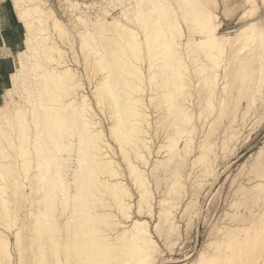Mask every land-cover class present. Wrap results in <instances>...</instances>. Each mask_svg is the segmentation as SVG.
Masks as SVG:
<instances>
[{"label":"bare ground","instance_id":"bare-ground-1","mask_svg":"<svg viewBox=\"0 0 264 264\" xmlns=\"http://www.w3.org/2000/svg\"><path fill=\"white\" fill-rule=\"evenodd\" d=\"M129 1L130 0L109 1L115 2L117 8L119 9L118 14L116 16H111V18H109V11L106 10L103 11V13L98 14L95 18V21L97 23L96 27L98 25L96 30L97 34L99 35L92 37L91 34L95 35L96 33L91 31L94 26H91L92 29L90 27V29L87 30V33L85 32V34L84 32L80 33L79 30V40L82 42L79 43L81 44V50L82 48L87 50L85 51L86 61L87 58H91L94 60L93 62L96 65L100 62L97 65H100V67L96 66L97 68L95 67L96 69H94L97 70L101 68L100 70H102V72L103 69L106 71H104L106 74L104 76L102 75L103 77H101L96 82V84L93 85L92 94L95 96L98 105L100 103L102 106V104H105V102L106 107L107 104L109 105V116L111 115L109 133L111 137L118 143L121 157L125 162L127 174L132 180L131 182L134 186L136 196H134L133 192L124 181V175L119 166L116 164L117 162L114 161V156L111 155L112 152L110 150V143L107 138L104 137V132L100 128L101 126L99 125V121L96 119L95 113L91 110L89 100L82 89L79 88L78 77L76 74H74L73 69L70 68V64H63L66 63L65 61L63 63L58 61L59 65L61 63L59 68H56L57 66L55 68H52L51 66L46 67L43 72L36 75L38 76L39 82H41L40 86L43 87L44 85V94L46 96L44 101L42 99L39 103L37 101L38 104H36L41 105L45 110L46 120L49 124V128L46 130L47 138L45 141H43V143L41 142V145H47L44 153H40V142L38 137L40 136L41 130L39 129V126H37V123H40L37 122L40 120L38 119V116L41 115V113H44V111H41L38 106L22 109V107H20V105L16 103V100L13 98L15 101L13 99L12 100L17 105H19L17 107L18 113L15 115V120L18 119V121H16L18 124L15 125V122L12 121L10 123V118H7V114L5 118L9 120L3 118L5 119V122H8V125L6 127L4 126L5 128L2 126L3 129L0 127L1 131L3 130L2 133L5 135L2 136L1 134V136L4 138H2V141L6 139L4 142L0 141V178L2 177V179H0V206L2 205L0 225L3 226V228L5 227L9 230L13 229V226H16L15 229L11 231L14 237L13 242L14 244L15 242L17 243V241L20 239L19 234L23 226V221L26 219V217L24 220L20 218L18 221V215L16 216L17 218L12 216V213H15L16 210L13 212L14 209L11 210L7 206V202H9L10 197L13 198L17 192V188H20L18 179L22 177L21 175L26 174V176H29V178L28 182L24 183V186L25 184L28 185V188L26 186L28 191H24L26 195H23V200L24 202L25 200L28 201L27 206L29 207L26 214H30V217L34 218L32 221V226H30L32 230L30 232H32L33 239L36 241V243H38L39 252L36 251L39 253L36 255L38 256L37 259H39L38 263L156 264L159 253V244L154 239L153 233L151 232L147 222L143 219L137 218L134 215V210L138 213H140L142 209L145 210V208L149 210L151 208V202L153 198L152 192L148 185V173H146L147 166H145L150 162L149 155L153 153V150L149 145L150 138L152 136L149 133V129L153 126L150 122V114L147 110L146 102L142 101L143 96L140 95L141 93L138 92V90H143L142 88H144V86L141 85V83H143L141 81H145L150 88V94L147 98L149 103H156L155 100L159 99L161 102H157V108L164 111H166V108H168L166 112L163 111L164 115L162 114L164 117L162 122L165 121L164 123L166 124L165 133L167 138H165L166 141H164V143L159 146V148H163L165 158L163 161L166 162V165L174 160L171 170H169L168 174L170 178V186L166 190V194H171L175 189L178 192H181L182 182L180 181V177L184 176L181 170L184 167L183 165L187 163V160L185 162V159L188 153L193 148L192 133L194 130L192 127L191 113L186 107H182L181 105L175 106V101L179 99V97L185 98L189 95V91L187 89L189 79L187 61L183 59L182 55H179L180 57L177 56L178 58L176 59L175 54L178 51H181L180 46H183L182 48L187 46L184 44L188 42V38L193 37V33L198 32L199 36L193 37L194 44L192 45V38L191 40L189 39L190 42L188 45L191 47L189 46L187 49L191 48V51H197L194 53L197 55L199 54L198 56H200V60H197L198 57L196 56L197 61L194 62L193 66V73L195 76L194 87L198 93V98L204 99L206 105H209V107H211L210 103L213 104V98L220 88L218 86V70H221L222 66L225 70L224 77H226V81L222 87L225 92H228L227 90L235 83L234 81H236V79L242 78L239 80L246 81L248 83L252 77L249 76V78H247V73L255 74L258 72L257 74L260 78L263 75L264 56L263 53H260L257 51V49L261 47L262 43H264L262 30L264 25L259 27L255 22L249 21V23L244 24L241 27L238 26V29H236L233 34L222 32V22L219 21L220 19L218 18L217 14L213 15L212 10L215 9L217 11L219 7L218 0H208V2L206 0L207 4H209V8L206 7L207 4L204 0V9L208 8L212 10V14L211 11H208V9H206L207 14L203 13L204 10L201 6L202 3L200 2L201 4H199V1L201 0H199L198 3L197 0H175L177 3L179 1L181 2V4H178V6L175 2L177 6L176 8L180 11V13L176 11L175 15L171 11L172 8H169L171 4L168 2V0H145L146 2L140 0V2H144V5L147 8L149 6L148 11L146 10V17L143 14V10L145 8L144 5L132 6V2L134 0H131L132 5L129 6ZM136 1L138 3L139 0ZM171 1L173 2V0ZM245 1H248L250 4H252V7L254 8L253 4L255 0ZM13 2L16 8L18 6L19 11L17 12H19L20 15L25 13L24 15L32 16L36 23H38L37 26L40 28L37 29L40 31L48 30L50 36L56 35V37L62 36V34H68L63 22L53 12L52 8L46 6L45 0H13ZM65 3H67L66 7H77L74 2L70 0H66ZM152 5L155 7L151 8ZM164 7H167L166 10L163 9ZM170 7H172V5ZM160 9L163 10L160 11ZM261 9L263 10V8ZM216 11L214 13H217ZM228 11L229 10L227 8L226 12ZM177 13L178 15L180 14V18H182L181 20H185L187 18L190 19V16H192V21L190 22L188 28L190 37H186L187 39L184 38V42H180V39L176 40L177 37L181 38L182 36V30L179 31V27L181 26L177 20ZM171 15L175 17L174 20L172 19L173 17H171ZM151 16H153L154 19H152ZM143 18H149L148 22L150 24L143 22L145 21ZM150 18L153 20V22L151 21L152 24L150 22ZM262 18L264 17L262 16ZM75 19L80 23L85 21V19L81 17L80 14L77 15ZM189 19H187V21ZM138 20H140V22ZM29 23L30 22L28 21L27 24ZM88 27L89 26H87V28ZM111 30L115 31V36L113 37H118L117 40L121 38L120 42H123V40L129 41V43H126L128 44L127 48L128 46L132 47V50L128 51L130 53L124 52L127 50L125 48L126 46L124 47L125 49L122 48L124 51H122V49L119 50V47H117L119 53H115L117 49L114 52L113 48L110 50L111 52L113 51V54L109 52V54H105L106 50H104V53L101 51L105 48L103 46L105 37L109 33H114V31L112 32ZM125 34L129 35L125 37ZM86 35H88L87 39L82 40L83 36ZM142 35H144L142 38L145 40L151 39L154 42L152 54L151 52H147L151 50L149 46V50L146 49V52L147 54L149 53L151 55V57L147 60L151 59V62L154 63V67H157L156 69L153 68L152 72H149L147 78L144 80H142L143 75H140L142 73L141 67L134 63L135 59L133 61L132 58H140V56H142L141 51L144 49L143 47H147L149 44H146V42V45L144 44V46L143 42L139 44L140 40L138 38H141ZM67 37H65V39H69ZM88 37L91 38L88 39ZM117 40L116 44L120 43H117ZM153 42L151 43L152 45L150 44L151 47H153ZM116 44L114 43L113 45L116 46ZM121 44L124 46L123 43ZM135 44L137 46H135ZM119 46L122 47L120 44ZM45 48L50 52L56 51L59 54L63 51L60 47L54 45L42 46L41 49ZM243 49L246 50V54H244L242 57L240 53L243 51ZM198 51L200 52L198 53ZM190 52L187 54H190ZM185 53L184 56H186ZM104 54L107 56L103 60L99 61L98 63L95 62V59L98 60L100 57L102 58ZM139 54L140 56H137ZM196 54L191 53V58H193ZM127 57H130V59ZM188 57L190 61H193L188 55L186 59ZM112 61L114 63L115 61L118 63L114 65L111 63ZM161 61H163L162 63L166 62L167 64L164 63V65L159 63ZM152 63H149L150 69L152 68ZM18 64H20L21 67L25 66L24 62L22 61H19ZM240 74L242 76L245 75L246 77H242ZM257 74L255 76L259 78ZM169 75H172V77H169ZM128 94L129 96L127 97ZM228 97L226 96L227 99L222 97L223 99L221 98L222 100H220L221 109H219L220 107L218 106L217 110H220V113H216H219L221 118L225 113V100L228 101ZM47 98L49 99L51 108H47ZM28 103H30V101ZM2 104L5 106L4 102ZM13 104H10L11 108H13ZM160 107H162V109ZM0 113H3V111H0ZM68 113L70 115H68ZM73 115L76 118V122L82 124H79L80 126L77 129L83 128V136H78L77 140L71 139V132H68L70 126L69 122L72 120L69 116L73 117ZM158 122L154 124L156 127L158 126ZM162 125L163 123L161 126ZM217 125H219L218 122ZM75 126L78 127L77 125ZM36 127H38L37 129L39 130L35 132L36 140H34L33 145L35 146L36 154L35 163H32V159L29 157L32 155V151L28 146V131L30 128ZM214 127L213 131L215 129ZM210 130L212 132V129ZM77 133L79 134L80 132ZM14 136H16V138ZM180 140L181 142L179 143ZM202 141L203 142H201L199 146L201 152H199L196 159L201 162L200 164H202V171L200 170L202 174L204 176H210L213 174V168L211 166V162L206 159L207 151H209V149L205 140ZM17 156L19 158L18 160L16 159ZM153 161L154 162H152L153 166L151 168V172H153L155 167L159 165L155 163L157 160ZM159 162L162 163V160H159ZM258 165L260 166L259 163ZM32 166L36 168V171L30 174L29 171L31 170ZM160 166L161 164L159 167ZM20 169L22 171H20ZM75 171H79L80 173L84 171V173H79V176L73 178V184L71 186V181L69 182L68 175H71ZM87 184L89 185L86 186ZM253 184L249 186H253ZM259 184L263 185L264 181H260ZM70 187H72V190H70ZM167 197L168 196L166 195V197H162L158 201V203L163 206L158 211L156 219L157 221L154 225V229L158 234H160L162 230L161 227L163 225H167L165 226V241L167 242L166 244H171L172 242L176 241L177 238H179L180 234L177 232V219L174 212L172 211L176 207L177 202L172 203L171 201V205L169 203L165 204L168 199ZM55 199L57 202H55ZM44 200H47L46 205H42ZM12 205L14 206V204ZM16 208L18 209V207ZM197 208L198 206L194 209L192 214L198 213ZM184 210L185 207L183 208L182 213ZM60 213H63L62 217L57 220V216L59 217ZM26 214L25 216H27ZM12 217H15L17 221ZM250 225L253 226L252 224ZM249 230V228L245 230L247 233L245 232L243 237L239 239L240 243L242 241L247 245L248 241L253 243L252 240L264 241L263 226L258 234L255 233L258 236L253 235L254 238L252 237L251 233L258 232L257 229H252L251 231ZM46 237L47 241L41 244V241H44ZM216 237L217 240L215 241L219 243V247L221 246L220 243L224 241V247L226 245L228 249L227 254L229 256L226 254L227 257L229 258L230 255H233L230 257L231 259L229 258L230 260L227 259V257H224L223 264H229L230 261L232 262L233 260L234 261L232 264L245 263L242 262V260L239 261L242 255L246 252L242 251V244L240 245V253L236 252L238 251V249L236 250V247L238 248L239 243L238 238L234 239L233 237L234 240H232L230 234L225 235L222 233L217 234ZM8 238V235L3 232L2 227H0V256L2 254L6 259L4 263L1 261H4L2 258L0 263L13 264L11 260H9L11 255L8 251L10 248V241ZM17 238L19 239L17 240ZM23 238L25 237L23 236ZM235 240H237L236 243H233ZM226 241L229 244L226 243ZM231 241L233 246L230 245ZM47 242L51 244L53 248L52 252H50L51 259L49 258V261L44 258L47 254L44 255V253H42L43 251H41L46 248L45 244ZM49 244H47V246ZM17 246L20 245L18 244ZM21 247L22 245L17 248L22 249ZM217 247L218 245L215 246L216 249L214 250L221 252L218 250L219 247ZM233 247L234 249H232ZM212 248L210 244L203 247L201 250H199V252H197L198 254H196V256L192 258L190 262H188V264H213V262H215L214 260L217 261V255L219 253L216 254L217 252H213L211 250ZM255 249H257L256 246ZM260 249L259 251L257 249V252L259 253H254V255H257L261 258L260 262L256 260V256H253L255 260L252 264H264V253H262ZM248 252L250 253L252 251L248 250ZM223 253L225 254V252ZM246 253L245 255L247 257V254L249 255V253ZM234 254L238 258L236 263H234L236 261V256H234ZM251 254L253 255V253H250V255ZM19 256L22 255L18 254L16 257ZM233 257H235V259H233ZM27 258L25 259L27 260ZM18 259H20V257ZM220 259H222V257ZM20 260H17V263L18 261L20 262ZM227 260L229 261L227 262ZM35 262L36 263L34 264H38L37 261ZM19 264L23 263L20 262Z\"/></svg>","mask_w":264,"mask_h":264},{"label":"rangeland","instance_id":"rangeland-1","mask_svg":"<svg viewBox=\"0 0 264 264\" xmlns=\"http://www.w3.org/2000/svg\"><path fill=\"white\" fill-rule=\"evenodd\" d=\"M65 1L66 0H45L46 6L53 9V12L63 22L65 28L68 31L67 32L68 34H66L68 37L64 34H62L63 37L62 36L56 37V35L50 36L48 33V30H45V31L41 30L42 31L41 32L39 29H37L40 27L37 26L38 23H36V21L32 18V16L24 15L25 14L24 12H23L24 14L20 15V13L17 12V11H19L18 10L19 8H18V6H17V8L15 7L13 0H0V111L1 112L3 111V113H0V127H1V129H3L2 126L6 127L8 125V122H5V119H7V118H10V123L12 121V122H15V125L18 124V122L16 123V121H18V119L15 120V118H16L15 115H16V113H18L17 107L19 105H20V107H22V109H28V108H31L33 106H36V107L38 106V108L41 111H44V113H41V115L38 116V119H40V120L37 122H40V123L36 122L38 124L37 126H39V129L41 130L40 136L38 137V140L40 142V144H39L40 153H44V150L46 149L47 145H41V142L43 143V141H45V139L47 138L46 130H47V128H49V124L46 120L45 110L43 109V107L41 105H37L40 102V100L43 99V101H44L46 96L44 94V85H43V87L40 86L41 82H39L38 76H36V75L43 72L46 67L51 66L52 68H55L57 66L56 68H59L61 66V63L59 65V62L61 61L63 63L65 61L66 63H63V64L64 65L70 64V66H71L70 68L73 69L74 74H76V76L78 77L79 88L82 89V91L86 95L87 99L89 100L91 110L95 113V117L99 121V125L101 126L100 128L104 132V137L107 138V140L110 143V147H111L110 150L112 152L111 155L114 156L113 157L114 161L117 162L116 164L121 169V171L124 175L123 176L124 181L126 182L128 187L131 189L134 196H136L134 186L131 182L132 180L129 178V176L127 174L125 162L123 161V158L121 157L119 147H118V143L111 137V135L109 133V123L111 121V115L109 116V114H110L109 105L107 104V107H106V102H105V104H102V106L100 103L98 105L96 102L95 96L92 94L93 85H95L96 82L106 74V73H104V71H105L104 69H103V72H102V70H100L101 68L95 70L97 67H100V65L97 66L100 63L99 61L103 60L107 56V55L105 56V54H109V53L113 54V51L112 52L110 51V50H112V48H113L114 52L117 49V51L115 53H117V52L119 53V50H121L122 48H124L126 46L125 48L127 50L124 51V49H125L124 48V49H122V51H124L126 53H130L128 51H131L132 47L128 46V48H127L128 44L126 42L129 43V41L123 40V42H120L121 41L120 37H119L120 39H118V40H117L118 37H113V36H115V31L113 30L114 35L112 33H109L105 37L104 45H103L105 48L102 49L101 51L104 53V50H106V53L102 56V58L100 57V59H98V60L95 59V62H97V63L99 62L96 65L93 62L94 60L91 58H89V59L87 58V61H86L85 51H87V50L84 48H82V50H81V44L80 43H82V42H81V40H79V34L81 32L82 33L84 32V34H85V32L87 33V30H89L91 26L95 27V30H94V27H93V29L91 27V29H92L91 31L92 32L94 31V33L96 32L95 35L91 34L92 37L99 35V34H97V30H96V28H98V25L96 27L97 23L95 21V18L98 14H101V13H103V11L106 10V11H109V18H111V16H116L118 14L119 9L117 8L115 2H109L112 0H70V1L74 2V4L77 6L76 8H72V7L69 8L68 6L66 7L67 3H65ZM132 1L130 0L129 1L130 3L128 2L129 6H131L132 4H133L132 6L144 5V2H146L145 0H143L144 2L143 1L140 2V0H139L138 3L136 0H134L133 2ZM198 1L199 0H197V3H198ZM218 1H219V7H218L217 11L215 9H212V10H213V15L217 14L218 18L220 19L219 21L222 22L221 23L222 24V26H221L222 32L233 34L234 31L236 29H238V26L241 27L244 24L249 23V21L255 22L259 27H262L264 25V21H262V20H264V18H262V16L264 17V0H255V2L253 4L254 8L252 7V4H250L248 1H245V0H218ZM131 2H132V4H131ZM168 2H170V4L172 5V7H170L171 6L170 5L169 8L170 9L172 8L171 11L173 12L174 15H175L176 11L178 13H180V11L176 8L178 6V4H181L180 1L177 3L175 0H173V2L171 0H168ZM175 2L177 4V6H176ZM205 2H206V0H205ZM205 2H204V0H201V1H199V4H201V6L203 7V10H204L203 13L207 14L206 9L209 8V6H208L209 4H207V2H208V0H207V2H206L207 5L206 4H204V5H206V7H208V8L204 9L205 6H203V3H205ZM197 3H195V4H197ZM182 5H180V6H182ZM192 5H193V3H192ZM144 7L145 8L143 10V14L146 17V12L148 11L149 6L147 8L144 5ZM153 7H155V6L152 5L151 8H153ZM156 8H157V6H156ZM166 8L167 7H164L163 9L166 10ZM227 8L229 10L228 12H226ZM259 8L260 9L263 8V10L262 9L260 10ZM163 9H160V11ZM173 9L175 12L173 11ZM212 10L208 9V11H211V14H212ZM214 10L217 13H214L215 12ZM230 10H232V11H230ZM178 13H177V20L181 26V27H179L180 28L179 31L182 30V36H181V38L177 37L176 40L180 39L179 40L180 42L181 41L184 42V38H186V37L188 38V36H189V29L188 28H189L190 22L192 21V16H190V19L187 18V19H189L188 21H187V19L181 20L182 18H180V14L178 15ZM79 14L81 15V17H83L85 19L84 22L80 23L78 20L75 19V17ZM240 14H242L243 16ZM144 15H142V16H144ZM151 17H152V19H154L153 16H151ZM171 17H173V16L171 15ZM174 18L175 17H173L172 19L174 20ZM143 19L145 20L143 22L149 23L148 22L149 18L148 19L146 18L147 20L145 18H143ZM152 19L150 18V22L151 21L153 22ZM28 21L30 22L29 24H27ZM138 21L140 22V20H138ZM152 22H151V24H152ZM141 23H142V21H141ZM85 24H86V28H85ZM236 25H237V27H236ZM87 26H89V27L87 28ZM81 27H83L84 29ZM79 30H80V33H79ZM84 30H86V31H84ZM262 30H263V39H264V26L262 27ZM128 35L129 34H125V37H127ZM87 36L88 35L83 36L82 40L87 39ZM192 36L193 37L199 36L198 32L193 33ZM65 37H67L69 39H65ZM84 37H86V38H84ZM142 37H144V35H142L141 38L140 37L138 38L140 40L139 44H141L142 42H143V46H144L145 42H146V44H148V43L149 44L147 45V47H143L144 49H142V51H141L142 56H140V54L137 55V56H140V58H138V57H136V58L132 57V58H133V61L135 59L134 63H136L138 66L141 67L142 73L140 75L141 76L143 75L142 76L143 79H142V77H141V79L144 80L145 78H147L149 72H152V69L153 68L156 69L157 67H154V63L151 62V59L147 60L148 58L151 57V55L149 53L151 52V54H152V52H153L152 48H154V42L151 39L150 40L146 39L147 40L146 41ZM193 37L188 38V42H186L184 44L187 46H185L184 48H182L183 46H180L181 51H178L179 54H178V52L175 54L176 59L178 57H180L179 55H182L183 59H185L187 61V70H188V76H189L188 87H187V89L189 91L188 92L189 95L186 96L187 98L185 97L186 99L179 97V99H177L175 101V106L181 105L182 107H186L187 110L191 113L192 127L194 130V132L192 133V136H193L192 147L193 148L188 153V155L185 159V162L187 160V163L185 165H183L184 167L182 166L183 168L181 170L182 174H184V176L180 177L181 178L180 181L182 182V185H181L182 191L181 192H178L175 189L174 192H172L171 194H166V190L170 186L169 185L170 178H169L168 174H169V170H171V167L173 165L174 160L166 165V162L163 161L165 159L163 148H161V147L159 148V146L162 145L164 143V141H166L165 138H167L166 133H165L166 132V130H165L166 124L164 123L165 121L162 122V120H164L163 115H164V112H166L168 110V108H166L167 109L166 110L165 107H167V106L164 107V109L166 111L160 110L159 108H157V106H156L157 102H159V103L161 102V100H159V99L155 100L156 103H149V100L147 98L150 94V91H149L150 88L148 87V84H146L145 81H141V82H143V83H141V85L144 86V88H142L143 90L142 91H141V89L138 90V92L141 93L140 95L143 96L142 101L146 102L147 110L149 111V114H150V116H149L150 122H151V125L153 126V127H150V129H149V133L152 135L150 138L149 145H150L151 149L153 150V153H151L149 155L150 162L148 163V165L147 164L145 165V166H147V168L145 167L147 172L146 171L145 172L148 173V185H149V189L152 192L153 198H152V202H151V208L149 209L150 212L146 208H145V210L142 209V211H140V213H138L137 211L134 210V215L137 218L143 219L147 222L151 232L153 233L154 239L159 244V253H158L156 264H188V262H190L192 260V258H194L196 256V254H198L197 252H199V250H201L203 247H205L209 244H210L211 248L213 247L211 250L213 252L215 251V253L217 252L216 250H214V249H216L215 248L216 245H218V247H219V243H217V241H215V240H217L216 239L217 234H220V233L225 234V235L230 234L232 240H234L235 238H238V240H239L240 238L243 237V235L246 232L245 230L247 228L250 229L249 231H251L252 229H257L258 232L251 233L252 237H253V235L255 236L260 232V230L262 229V226L264 228V223H263L264 222V184L263 185L259 184L260 181L261 182L264 181V72H263V75L261 78L258 76L257 71H256L257 73H255V74L254 73H252V74L247 73V75H246L247 78H249V76L252 77V79H250L248 81V83L246 81H242V80L240 81L239 80L242 78L236 79V81H234L235 83L233 82L234 84L231 85V87L229 88L230 90L228 89L227 90L228 92H225L222 87L226 81V77H224L225 76V70L223 69V66H222L221 70H218V72H219L218 86L220 88L218 89L216 95L213 98V101H212L213 104L210 103L211 107H209V105H206V102L204 101V99L198 98V96H197L198 93L196 92V88L194 87L195 76L193 73V66H194V62H196L197 60H200V58H199L200 56H198L199 54L197 55L196 53H194L197 51L193 52L190 50L191 48L187 49L190 46V45H188V43L190 42L189 39L191 40V38H192L191 45L194 44L193 43V41H194ZM89 38H91V37H88V39ZM116 40H117V43L118 42H120V43L116 44ZM127 40H129V39H127ZM105 41H106V43H105ZM124 42H125V44H124ZM152 42H153V47L150 46V44ZM114 43L116 44V46L113 45ZM121 43H123L124 46H122ZM119 44L122 47H120ZM49 45L58 46L63 51L61 50L62 52L60 51L61 53L59 54L56 51L50 52L46 48L41 49L42 46H49ZM135 46H137V45L135 44ZM148 46L150 47L151 50H149ZM117 47H119V50ZM259 48L257 49V51H259L260 53H263V56H264V43H262L261 47H259ZM146 49L149 51H147ZM183 49L186 50V53H185V50H183ZM122 51H120V52H122ZM146 51L149 52L148 54L150 56L147 54ZM188 51L189 52L191 51L190 54L191 53L196 54L195 56L193 55L195 58L194 57L191 58L192 56L190 54H187V53H189ZM199 52L200 51H198V53ZM184 53L186 54V56H184ZM241 53H240V55L243 57L244 54H246V50L243 49V51ZM145 54H147V55H145ZM187 55L190 56L191 60H193V61H190L189 57L186 59ZM196 56L198 57V59ZM127 58L130 59V57H127ZM194 59H195V61H194ZM171 60H172V58H171ZM19 61L24 62L25 66L21 67L20 64H18ZM84 61H86V62H84ZM91 62H93V63H91ZM148 62L152 63L151 69L149 68L150 64ZM162 62L163 61H161L159 63H162ZM111 63L116 65V63H118V62L115 61V63H114L112 61ZM164 63L167 64L166 62H164ZM164 63H162V64H164ZM256 74L260 79L255 76ZM121 75H124V74H121ZM246 76L244 75L242 77H246ZM169 77H172V75L171 76L169 75ZM238 80H239V82H238ZM80 86H82V87H80ZM138 92H136V93L139 94ZM226 93H228V94L230 93V94L228 95ZM224 94H225V96H224ZM128 96H129V94L127 95V97ZM226 96L227 97L231 96V97H228L229 102L227 100H225L226 101V103H225L226 110L224 107L225 113L222 115V118H221V116L219 114L220 110L219 111H217V110H218V106L220 107V100H222L224 97H225V99H227ZM12 99L16 103H18L19 105H17ZM29 101H30V103H28ZM37 101H38V103H37ZM3 102L5 103V106L7 104L6 107L4 106V104H2ZM13 102L15 105L13 104ZM8 103H10L11 105L13 104V106H12L13 108H11V105ZM46 103L48 104L47 108L48 107L51 108L49 99H48V101H46ZM2 105L4 106V108ZM9 105H10V107H9ZM160 108L162 109V107H160ZM171 108H175V107H171ZM4 109H6V110H4ZM215 109H216V111H215ZM219 109H221V107ZM216 112H219V113H216ZM6 114L8 115L7 118H5ZM68 115H70V114L68 113ZM74 115H73V117L69 116L70 119H72V120L69 122L71 127L69 126L68 132L69 133L71 132L70 133L72 135L71 139L77 140L78 136H83L82 135V129L83 128L77 129V128H79V126H80L79 124H81V123L76 122L77 117L75 115V117H76L75 118ZM3 118H5V119H3ZM220 118H221V120H220ZM7 120H9V119H7ZM157 122H158V126L156 127L154 124H156ZM212 122H213V124H212ZM217 122L219 125H217ZM162 123L165 127L163 125L161 126ZM75 125H77L78 127H76ZM213 127L215 128L214 131H213ZM37 128L38 127L30 128L28 131V134H29L28 135L29 139L27 138L29 140L28 146H29V149L32 151V155L29 157L32 159V163H35L36 152H35V146L33 145V143H34V140H36L35 139V132L37 130H39ZM209 128L212 129V132ZM1 129H0V131H1ZM2 131L0 132V141H2L4 139L2 136H5L4 133H2ZM77 132H80L79 134H81V135H79ZM229 133H231V134H229ZM1 134H2V136H1ZM14 137L16 138V136H14ZM85 137H82V138H85ZM206 137H208V138H206ZM224 137H225V139H224ZM202 140H205V142L208 146V149H209V151H207V156H206L207 158L206 159L211 162V166L213 168V174L210 176H204L202 174V172H201L202 171V164H200L201 162L196 159L199 152H201V149L199 146H200V143L203 142ZM4 141H2V142H4ZM180 142H181V140L179 141V143ZM83 145H85V144H83ZM210 146H211V148H210ZM16 159L17 160L19 159L18 156L16 157ZM153 160H157L155 163H157L159 165L161 164V166H162V167L161 166L159 167V165L156 164L157 166L155 167V169L153 171L154 173L151 172V168L153 166L152 162H154ZM159 160L160 161L162 160V163L159 162ZM191 163H192V165H191ZM258 163L260 164V166L258 165ZM68 164H70V163H68ZM255 167H257V168H255ZM35 169L36 168L32 166L29 173L30 174L34 173V171H36ZM18 171H19V169H18ZM20 171H22V170L20 169ZM164 171H165V173H164ZM20 173L23 174L22 172H20ZM77 173H78V175H77ZM79 173H80L79 171H75L71 175H68L69 182L71 181L70 182L71 186L73 184L72 179L79 176ZM82 173H84V171ZM82 173H80V174H82ZM21 176L22 177H20L18 179V182L20 184V188H17V192L13 196L14 199L10 197L9 202H7V206L11 210L14 209L13 212L16 210L15 213H12V216L16 217L18 215L17 216L18 218L16 217L18 219V221L20 220V218H22L24 220V218L26 217V219L23 221V226H22L20 234H19L21 241L19 238H17V240L19 239L17 241V243L15 242V244H14V242H13L14 237H13L11 230H14L16 226H13L12 227L13 229H11V230H9L5 227L3 228V226H1V225H0V227H2V231L5 232L9 237L8 238L10 241V243H9L10 248L9 249L11 250L10 251L8 249L9 254L11 255V258L9 260H11V262L13 264H19L20 262L23 264H34V263H36L35 261H37V263H38V260H39V259H37L38 256H36L37 254H39L36 252L39 249L38 243H36V241L33 239L32 232H30V231H32L30 226H32V221L34 220V218H31L30 214H26V212L28 211V207H29V206H27L28 201L25 200V202H24V200H23V195H26L25 194L26 190L28 191V189H27L28 185L25 184V186H24V183L28 182L29 176H26V174H23ZM165 176H167V177H165ZM211 177H212V179H211ZM0 179H2V177ZM206 181H207V183H206ZM253 183H255L256 185ZM252 184H253V186H249ZM88 185L89 184H87L86 186H88ZM26 186H27V188H26ZM260 187H261V189H260ZM70 190H72V187H70ZM166 195L168 196L167 197L168 199L165 202V204L169 203L171 205V201H172V203L177 202L176 207L172 211L174 212L175 217L177 219V224H178V226H177L178 231L177 232L180 234V236H179V238L176 239V241L172 242L171 244H166L167 242L165 241V234H166L165 226H167V225H165V226L163 225L161 227L162 230H161L160 234H158L154 229V225L157 221L156 219H157L158 211L163 206L160 203H158V201L162 197H166ZM195 200H196V202H195ZM43 202L44 203L46 202V203L44 204ZM43 202H42V205L47 204V200H44ZM55 202H57L56 199H55ZM12 204H14V206ZM196 205L198 206V208H197L198 213L192 214L194 209L197 207ZM16 207H18V209ZM184 207H185V210L182 213ZM0 208H1L0 209V220H1L2 205L0 206ZM261 211H262V213H261ZM13 214H16V215H13ZM25 214L27 216H25ZM62 214L63 213H60V216L59 217L57 216V220H59L62 217ZM15 217H12V218L16 219ZM17 219H16V221H17ZM262 220H263V222H262ZM250 224H252L253 226H251ZM249 225H250V227H249ZM231 228H232V230H231ZM242 228H243V230L245 228L246 229L243 231ZM258 228H260V229H258ZM22 231L25 233H23ZM255 233H257V234H255ZM23 236L25 238H23ZM233 237H234V239H233ZM46 241H47V237H46V239H44V241H41V244L45 243ZM236 241L237 240H235V242H233V243H236ZM248 242L246 245L245 242L243 243L241 241V243H240V240H239L240 244L237 242L238 248L235 246L236 250L238 249V251H236V252L240 253L239 250L242 249V251H246L247 253H249L248 250H250V251H252L250 253H253V255L252 254L250 255V253H249V255H250L249 256L245 252L247 254V257L244 253L242 255V257L240 256L241 258L239 261L242 260V262H245L243 264H246V263L252 264L253 261L255 260L253 258V256H256V258H257L256 260H258V262H260L261 258L258 257L257 255H254V253H259V252H257V249L259 251L260 248L262 249V250L260 249V251H262V253H264V241L263 240H261V241L260 240L259 241L252 240L253 243L249 242V245H248ZM256 242L259 245H257ZM226 243H228V242L226 241ZM18 244L20 246L22 245V247H21L22 249H18L20 247V246H17ZM47 244H49V243L47 242L45 244L46 245V248H44L45 250L43 249L41 251H43L42 253H44V255L47 254L44 258L49 261L51 259V253L50 252H52L53 248H52L51 244H49L48 246H47ZM250 244H251V246H250ZM220 245L221 246L219 247L218 250L221 252L216 253V254H218V253L219 254L217 255V261L214 260L215 262H213V264H223L224 263L223 258L227 257V255H228L227 254L228 249H227L226 245L224 247V241L221 242ZM230 245L233 246L232 241L230 242ZM240 245L242 246V248L240 247ZM255 246L257 249H255ZM23 248H24V250H23ZM232 249H234V247ZM232 249H231V251H232ZM21 250H22V252H21ZM16 252L19 255H22V256H19L21 260L18 259L19 257H16V256H18V254ZM223 252H225V254ZM229 252H230V250H229ZM233 253H234V251H233ZM231 254H232V252H231ZM1 256H0V260L3 258L4 261L3 260H1V261L5 263L6 259H5V257H3L4 255L1 254ZM231 256H233V255H230V257ZM234 256H236V255L234 254ZM221 257H222V259H220ZM25 258H27V260ZM229 258L227 257V259H229ZM233 259H235V257H233ZM243 259H244V261H243ZM17 260H20V262L18 261V263H17ZM229 260H227V262ZM235 260L236 261L234 263H236L238 260L237 256H236ZM2 262L0 264H4ZM232 262L230 261L229 264H232Z\"/></svg>","mask_w":264,"mask_h":264}]
</instances>
